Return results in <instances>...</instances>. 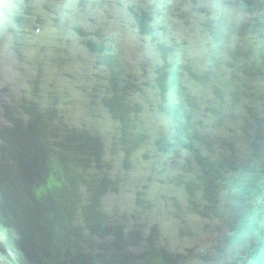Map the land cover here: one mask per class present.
<instances>
[{
	"label": "water",
	"instance_id": "obj_1",
	"mask_svg": "<svg viewBox=\"0 0 264 264\" xmlns=\"http://www.w3.org/2000/svg\"><path fill=\"white\" fill-rule=\"evenodd\" d=\"M0 264H264V0H0Z\"/></svg>",
	"mask_w": 264,
	"mask_h": 264
}]
</instances>
